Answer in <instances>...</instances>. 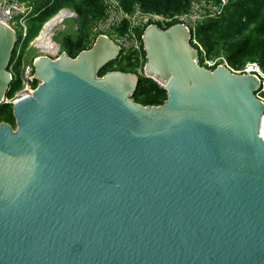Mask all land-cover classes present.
<instances>
[{
    "label": "water",
    "instance_id": "95a60500",
    "mask_svg": "<svg viewBox=\"0 0 264 264\" xmlns=\"http://www.w3.org/2000/svg\"><path fill=\"white\" fill-rule=\"evenodd\" d=\"M142 43L160 105L136 102L138 72L100 75L122 54L109 35L34 59L0 123V264H264L259 79L201 65L181 23ZM18 44L0 22V106Z\"/></svg>",
    "mask_w": 264,
    "mask_h": 264
},
{
    "label": "trees",
    "instance_id": "16d2710c",
    "mask_svg": "<svg viewBox=\"0 0 264 264\" xmlns=\"http://www.w3.org/2000/svg\"><path fill=\"white\" fill-rule=\"evenodd\" d=\"M76 5L74 0H19L23 5L34 8L36 17H32L28 21L29 33L22 43V57L16 58V50L12 59L13 70L16 76L20 73V66L26 45L34 36H36L42 24L48 21L52 15L62 7L80 9V13H88L85 17L78 19V28L76 30L77 39L79 40L73 48L69 43H63L68 49V54L75 58L80 52L88 50L92 47L97 37L92 35L95 23L100 20L102 22L108 8L104 0H81ZM217 3V0H119L118 8L125 14L131 16L136 10L143 13H157L165 16H174L182 14L191 9L192 3ZM53 3H57L58 7L52 8ZM83 4V5H82ZM79 5V7H78ZM94 25H91L93 24ZM128 21L125 20L122 27L117 31L126 34ZM173 25V24H172ZM166 29L171 25H159ZM198 29V40L203 47L209 59L213 57H224L229 65L236 70L241 69L247 62H258L264 71V0H229V3L221 9V14L208 18L202 22ZM145 28H140L137 32L141 37ZM22 34V33H21ZM20 34V36H21ZM120 35V36H121ZM74 41V40H72ZM20 43V40H19ZM18 47V46H17ZM75 48H77L75 50ZM142 48L143 44H142ZM201 63L204 62L203 53L200 52ZM221 54V55H220ZM144 62L146 63V54L143 50ZM34 60V59H33ZM32 60V61H33ZM17 61V64L13 63ZM31 61V63H32ZM144 65V64H143ZM139 62L132 61V56H124L122 53L117 61L107 65L100 73L101 76L109 71L137 72ZM37 85V83H36ZM22 83L20 76L13 80V83L7 93V98L11 99L14 93L21 89ZM136 102L143 105H160L167 99V93L164 88L152 79H147L143 75L138 87V91L134 95ZM7 122L15 126V119L11 104L0 106V123Z\"/></svg>",
    "mask_w": 264,
    "mask_h": 264
},
{
    "label": "built area",
    "instance_id": "2783aa9c",
    "mask_svg": "<svg viewBox=\"0 0 264 264\" xmlns=\"http://www.w3.org/2000/svg\"><path fill=\"white\" fill-rule=\"evenodd\" d=\"M229 3V0H222V6L219 7L217 3H197L194 4L191 9L182 14H176L174 16H165L161 14L153 13H143L139 10H136L134 13L136 15H127L125 14L118 6H116L115 11V24L111 22H106L101 26V34L111 35L113 32L117 33V38L113 39L122 50V53L125 56H132V61L139 62V73L143 75L144 69V56L142 48V37L138 34L140 28H147L150 25H172L176 23L184 24L192 34V42H195V32L198 22L204 21L208 18L215 17L216 15L221 14V9ZM35 15L34 8L31 6L23 5L19 0H0V22L9 25L14 30L13 26L14 21L18 19V23L21 27V36H19L20 43H23L29 28L28 21ZM119 15V16H116ZM134 18V19H132ZM127 20L128 28L126 34L123 36L121 33L114 31L116 27L121 28L124 21ZM112 29V31H111ZM121 35V36H120ZM37 41V40H36ZM200 51L203 50L201 46L198 48ZM60 51V50H59ZM45 53V52H43ZM47 54V53H45ZM58 54V53H57ZM210 61L205 62L206 67L210 69H215L220 65L225 66L226 68L232 70L235 73L243 75H254L256 76L261 84L259 90L256 91L255 95L258 99L264 102V71L258 62L249 61L241 69L236 70L229 65L227 60L224 57L217 59H209ZM34 61V60H33ZM201 63V62H200ZM144 64V65H143ZM22 89L20 93L16 96L15 99H6L8 104L13 105L19 98L27 97L32 95L34 90L37 88L39 82L35 78V71L33 62L30 65H26L22 71ZM37 83V85H36ZM264 116L262 118V128L261 136L264 139Z\"/></svg>",
    "mask_w": 264,
    "mask_h": 264
},
{
    "label": "rangeland",
    "instance_id": "374dc122",
    "mask_svg": "<svg viewBox=\"0 0 264 264\" xmlns=\"http://www.w3.org/2000/svg\"><path fill=\"white\" fill-rule=\"evenodd\" d=\"M74 1H75L76 5L78 3L80 4L82 2L81 0H74ZM104 3H106V6L108 8L107 15H106L105 19L102 22H100V20H99L98 22L95 23L96 25L92 29V31L95 32V33L92 35V37H95L97 34H100L99 30L101 31V26L103 24H105L107 21L115 24V20H116L115 19L116 18L115 17V11H116V6H118L120 4L119 0H104ZM195 3L196 2L192 3V5L195 4ZM56 7H58L57 3H53V7H51V9L52 8L54 9ZM78 7H79V5H78ZM65 13H69V16H66ZM87 14L88 13H86V12L84 14L80 13V9H77L76 7L74 9H72V8L67 7V6L62 7L58 11H56L52 15V17L48 21H46L44 23V25L42 24V27H41L39 33L36 36H34V38L29 43H27L26 50L24 52L22 63H21V66H20V73L18 74V76H16V73L13 70V66H11L14 78L17 79L20 76V80H21L22 71H23L24 66L30 65L31 61L33 59H35L36 57H38V56L48 55V56L58 57V55H60V54H62L64 52L68 53V49L65 47V45L63 46V43L64 42H66V43L68 42L71 48H73L76 45V44L72 45L71 42L77 43L79 41L77 39V35H76V30L78 28V19L80 17H85ZM153 14H156V13H153ZM37 15L38 14H36V12H35L34 17H36ZM134 15H136V13H134ZM116 16H119V15H116ZM59 17H61V19L59 20V23H57L51 29V32H50L51 40H53V42H55L57 44V46L59 47L58 51H56L55 53L50 52V53L45 54V53H43V50L40 48V41H38V38L42 39L41 37H43L44 34L46 33L48 25L50 23H52L54 20H56L57 18H59ZM132 19H134V18H132ZM202 22L203 21L198 22L197 27H196V32H195V36H194L196 43H194V41L192 42L193 45L196 48H199V46H201L200 43H199V40H198L197 31L200 28L199 26L202 24ZM91 25H94V23L91 24ZM13 26L16 29V31L18 32V34L20 35L21 34V27H20V24L18 23V19H16L14 21ZM97 27L99 28V30L97 29ZM119 29L120 28L116 27L114 29V31H118ZM111 31H112V29H111ZM27 33H29V28H28ZM101 33H102V31H101ZM116 35H117V33L113 32L110 35V37H112L113 39H116L117 38ZM72 40H74V41H72ZM22 46H23L22 43H19L18 47H17V50H16L17 51L16 52V58H18V59L20 57H22V54H23V53H21L22 52L21 51V47ZM202 48H203V50H201L200 52L203 53V57H204L205 61L202 62L201 65L206 66L205 62L210 61L209 60L210 57L207 56V54H206V52L204 50V46ZM76 49L77 48H75V50ZM200 56H201V54H200ZM217 58H218V56L217 57H213V59H217ZM136 61H134V62H136ZM200 61H201V59H200ZM14 64H17V61H15L13 63V65ZM138 70H139V68L137 69V72L139 73ZM139 74H141V73H139ZM21 83H22V80H21ZM21 89H22V87H21ZM21 89H19L18 91H16L14 93L13 98H11L12 100L16 98V96L20 93Z\"/></svg>",
    "mask_w": 264,
    "mask_h": 264
},
{
    "label": "bare ground",
    "instance_id": "6f19581e",
    "mask_svg": "<svg viewBox=\"0 0 264 264\" xmlns=\"http://www.w3.org/2000/svg\"><path fill=\"white\" fill-rule=\"evenodd\" d=\"M66 16H69V13H65ZM61 19V17L57 18L56 20H54L52 23H50L47 27V31L44 34L43 37H41L42 39L38 38V41H40V48L43 50V52L45 53H50L53 52L55 53L56 51H58V46L55 42H53V40H51V29L57 24L59 23V20ZM58 20V21H57ZM263 132H264V127H263Z\"/></svg>",
    "mask_w": 264,
    "mask_h": 264
},
{
    "label": "clouds",
    "instance_id": "9594fccd",
    "mask_svg": "<svg viewBox=\"0 0 264 264\" xmlns=\"http://www.w3.org/2000/svg\"><path fill=\"white\" fill-rule=\"evenodd\" d=\"M19 35V34H18ZM20 36V35H19ZM20 40V39H19ZM8 99V98H7Z\"/></svg>",
    "mask_w": 264,
    "mask_h": 264
},
{
    "label": "flooded vegetation",
    "instance_id": "af4514ba",
    "mask_svg": "<svg viewBox=\"0 0 264 264\" xmlns=\"http://www.w3.org/2000/svg\"><path fill=\"white\" fill-rule=\"evenodd\" d=\"M125 56V55H124ZM13 126V125H12ZM13 127H15V126H13Z\"/></svg>",
    "mask_w": 264,
    "mask_h": 264
}]
</instances>
